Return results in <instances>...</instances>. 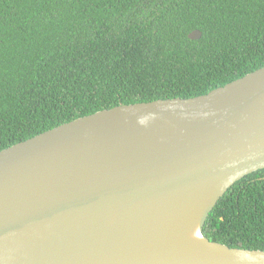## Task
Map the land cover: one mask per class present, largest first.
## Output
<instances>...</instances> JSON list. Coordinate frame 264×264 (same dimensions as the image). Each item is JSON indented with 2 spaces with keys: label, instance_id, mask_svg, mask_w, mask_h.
I'll list each match as a JSON object with an SVG mask.
<instances>
[{
  "label": "water",
  "instance_id": "1",
  "mask_svg": "<svg viewBox=\"0 0 264 264\" xmlns=\"http://www.w3.org/2000/svg\"><path fill=\"white\" fill-rule=\"evenodd\" d=\"M262 169L264 66L204 95L74 119L0 151V264H264L204 234Z\"/></svg>",
  "mask_w": 264,
  "mask_h": 264
},
{
  "label": "trees",
  "instance_id": "2",
  "mask_svg": "<svg viewBox=\"0 0 264 264\" xmlns=\"http://www.w3.org/2000/svg\"><path fill=\"white\" fill-rule=\"evenodd\" d=\"M263 66L264 0H0V151L118 105L204 95ZM204 234L264 251V169L226 192Z\"/></svg>",
  "mask_w": 264,
  "mask_h": 264
},
{
  "label": "flooded vegetation",
  "instance_id": "3",
  "mask_svg": "<svg viewBox=\"0 0 264 264\" xmlns=\"http://www.w3.org/2000/svg\"><path fill=\"white\" fill-rule=\"evenodd\" d=\"M263 170V169H262Z\"/></svg>",
  "mask_w": 264,
  "mask_h": 264
}]
</instances>
